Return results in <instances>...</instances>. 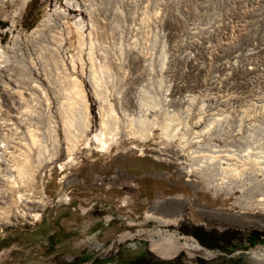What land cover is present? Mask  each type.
I'll return each mask as SVG.
<instances>
[{"label":"rangeland","instance_id":"rangeland-1","mask_svg":"<svg viewBox=\"0 0 264 264\" xmlns=\"http://www.w3.org/2000/svg\"><path fill=\"white\" fill-rule=\"evenodd\" d=\"M19 5V0L0 3V50L16 40L30 64L28 56L36 61L26 52L30 31L47 17L63 21L61 54L68 66L72 59L70 73L84 90L88 136L99 128L102 105L89 79V45L102 92L120 123L107 152L97 142L81 143L75 161L60 171L67 156L58 104L40 79L48 100L37 95L30 106L44 114L38 130L55 129L58 159L49 161L46 150L33 183L27 191L19 188L15 205L0 198V206L19 215L10 223L0 220V264H264L251 253L264 248V239L247 241L249 233H264V211L240 208L239 189L213 194L184 168L190 155L200 164L205 155L227 153L239 159V177L250 197L261 189L264 164L253 169L249 160L264 156V0H28L20 10ZM104 60L107 70L99 67ZM14 67L13 61L5 68L14 75ZM1 73L0 117H13L18 97L3 87L2 81L13 88L14 83ZM144 93L148 102L156 99L174 115L166 137L162 108L137 105ZM116 94L134 120L149 111V138L125 132ZM2 121V129L10 126ZM43 135L49 147L53 136ZM25 199L42 201L24 204ZM163 241L177 247L168 258L157 253Z\"/></svg>","mask_w":264,"mask_h":264},{"label":"bare ground","instance_id":"bare-ground-1","mask_svg":"<svg viewBox=\"0 0 264 264\" xmlns=\"http://www.w3.org/2000/svg\"><path fill=\"white\" fill-rule=\"evenodd\" d=\"M5 1L7 0H0V3L3 4ZM19 1L20 5L18 9L20 10L25 7L28 0ZM17 12L18 11L16 10L15 14H17ZM55 13L61 15L57 10H55ZM61 17L63 16L61 15ZM140 20L143 21V17L140 18ZM60 21L47 17V19L42 20L40 24L30 31V39L27 41L26 52L34 54V59L39 65L35 64L36 61H32L33 58L31 56H28L30 64L25 63L27 60L24 58L23 51L17 49L18 44L16 40L14 41L13 46L7 47L4 51L0 50V55L2 56L1 59L4 63L2 65L0 64V76L2 77L1 72L5 71L6 77L14 83L13 88L6 86V82L2 81V84H4L3 87L10 88L12 93L17 95L19 102V105L16 107L19 109L16 115H14V113L13 117L9 114L6 115L8 117H0V120L4 121H2V123L7 124V126L10 125L6 129H2L3 126H0V162L5 164V167H0V198L5 205L7 202L8 204L15 205L16 197L18 198L17 194L19 188H24V191L28 190L27 188L29 184H32L34 181L35 169L45 160L46 150H48L50 156L49 161L52 162L54 159H58L59 143L57 141L55 129L48 128L45 130L49 136L51 134L53 136V141L50 143L49 147H47L44 143L46 142L43 135L45 131L38 130L37 125L38 119L44 114L35 111V109L30 106V102H32V99L34 101L36 98L35 96L37 95L42 96L45 101L48 100L47 93L40 84V79L47 82L48 86L51 88L53 97L56 98L58 104L56 110L61 122L62 132L64 133L63 136L65 139L67 156L66 160L59 164L60 171H63L66 165L75 161L73 153L79 144L82 143L87 146L92 142H97L101 145L102 150L107 152L111 146H113L112 144L115 140L114 135L118 133L116 127L120 123V118L118 115L114 114L112 103L102 92L99 83V76L94 69V51L92 46L89 45V50L87 51L91 64L89 79L94 88L95 95L100 99L102 105L99 114V128L88 136V134L91 133V130L88 119L87 101L85 99L81 82L70 73L73 72L75 68L72 59L69 60L70 66H68L61 54L65 25L63 21ZM82 28V20H79L77 22L79 44H81L83 40ZM68 33L69 32H67L66 35H68ZM88 34H90L89 31ZM13 61L14 66L16 67L14 68L18 69L14 72V75L6 69L8 65H10V62ZM99 67L102 70H107L109 68L106 60H104ZM64 79L69 82V85L66 88H61L60 83ZM159 85H162V83L160 82ZM3 90L5 91V88ZM24 93L29 94V98L24 97ZM61 94L64 95L62 98H65V101L60 100ZM145 96L144 93L137 99V105L140 106L141 109L143 107H152L155 109V106L160 109L162 108L161 111L164 112V114L161 117V133L166 137L169 132H171V121H173L174 115L165 112L166 110L163 107L162 102H158L156 99L148 102L149 100L147 101ZM115 98L119 105L120 117L126 121L125 127L129 128L125 132L136 136L139 140L149 138V129L151 126V121L147 119L149 111L144 113L143 119L138 117L137 120H134L130 117L129 113L126 112V108L123 107L125 106L123 96L121 94H116ZM45 104L47 105L49 103L45 102ZM73 107L76 108L75 111L72 110ZM45 114H48V112ZM0 115H2L1 112ZM46 116L49 117L48 115ZM13 118L15 120H13ZM187 118L188 115L183 119L185 129L188 128L186 123ZM199 119L200 117L198 120ZM47 121L50 123L49 118ZM201 132L202 131L199 130L196 133L201 134ZM111 133L112 137L110 136ZM171 137L172 136H170V138ZM133 147L136 148L137 145L134 144ZM196 151H192L191 153ZM197 152L200 151L198 150ZM212 154L202 157V159H205L206 161L200 164L195 161L194 155H190L191 160L187 163V166L184 167L185 171L197 175L201 179L204 187L211 190L213 194L222 192L224 195H228L239 189L241 194L236 198V203L240 205V208L264 211V181L258 183L262 186L258 191L256 198L250 197V193H248L249 191L246 192V190H248V188L245 187L246 181L239 177L241 174L239 172L240 169L238 168L240 165L237 163L239 159L237 160V157L227 153L223 156ZM246 156L250 157V155ZM259 157L261 158L257 161L249 160L252 162L251 166L253 169L254 166L257 168L259 164H264V156L259 155ZM231 158H234L235 161L230 162L229 160ZM212 162H215L216 165H211ZM261 168H258V170L263 172L264 168ZM209 170H216V172L212 175L209 173ZM37 201L42 200L25 199L24 204H26V202L36 203ZM33 215L34 217H37V214ZM18 216L19 215L10 212L9 208L6 209V207L0 206V220H2V222L10 223V217L16 219ZM169 238L170 237H165V240ZM170 245H172V243L170 244V242L163 241L156 246V249L162 255L169 256L175 254L177 251V247H170ZM191 246L197 245L192 244ZM251 253L258 262L264 260V248L252 250Z\"/></svg>","mask_w":264,"mask_h":264},{"label":"trees","instance_id":"trees-1","mask_svg":"<svg viewBox=\"0 0 264 264\" xmlns=\"http://www.w3.org/2000/svg\"><path fill=\"white\" fill-rule=\"evenodd\" d=\"M256 238L264 239V233H262V232H258V233H249V234L247 235V241H248V243H250V244H253V242L255 241Z\"/></svg>","mask_w":264,"mask_h":264},{"label":"crops","instance_id":"crops-1","mask_svg":"<svg viewBox=\"0 0 264 264\" xmlns=\"http://www.w3.org/2000/svg\"><path fill=\"white\" fill-rule=\"evenodd\" d=\"M159 255H160V257H164V258H168V257H170V256H165V255H162L160 252H157ZM172 256V255H171Z\"/></svg>","mask_w":264,"mask_h":264}]
</instances>
